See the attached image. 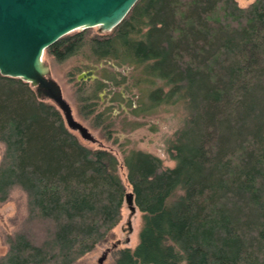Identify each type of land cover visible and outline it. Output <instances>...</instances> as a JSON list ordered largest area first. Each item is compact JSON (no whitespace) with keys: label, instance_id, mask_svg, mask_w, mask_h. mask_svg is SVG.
Segmentation results:
<instances>
[{"label":"trees","instance_id":"obj_1","mask_svg":"<svg viewBox=\"0 0 264 264\" xmlns=\"http://www.w3.org/2000/svg\"><path fill=\"white\" fill-rule=\"evenodd\" d=\"M261 40L264 0H137L110 31L75 30L44 49L58 64L81 56L142 66L146 81L169 86L152 90L134 114L186 101L195 115L168 146L173 167L142 150L119 160L86 145L29 82L0 74V203L15 188L26 199L0 264H75L114 236L127 193L141 227L136 246L114 251L113 264H264V124L237 133L231 149L208 131L230 120L222 108ZM104 80L116 81L104 68L73 87L77 115L110 140L109 109L96 113Z\"/></svg>","mask_w":264,"mask_h":264},{"label":"rangeland","instance_id":"obj_2","mask_svg":"<svg viewBox=\"0 0 264 264\" xmlns=\"http://www.w3.org/2000/svg\"><path fill=\"white\" fill-rule=\"evenodd\" d=\"M252 1L237 0L241 6ZM94 29L98 30V27ZM262 43L261 40L255 45L256 60L254 58L249 63L247 72L241 75L237 86L229 93L224 103L225 109L222 108V115L230 117V120L222 127L216 126L217 128L208 130L213 136L227 137L229 149L235 145L237 133L245 135L248 131L256 129L258 125L264 124V43L261 49L258 48V45ZM250 56H248V61L246 59V63L249 62ZM42 59L49 66L51 77L60 85L63 97L72 109L74 119L87 127L91 133L93 138L87 140L82 139L78 131H74L86 145L111 150L119 160L122 159L124 153L134 149L159 157L165 166L175 165V161L170 159L168 146L176 133L194 118V110L186 101L179 100L175 103H160L152 110L133 113L138 102L141 105L149 103V93L152 90L163 86V91H168L169 86H164L163 80L152 78L153 82L149 83L145 80L142 66L136 68L131 65L116 66L112 60L89 62L81 56H75L58 64L46 59L44 55ZM104 68L108 69V74L112 75L116 81H110L104 88L105 91L99 93L100 99L96 106V113L105 111L106 108L109 109L106 115L110 116L108 120L113 125L109 129L113 136L110 140L107 139L106 130L92 128L86 120L77 115L76 88L73 87L75 80L91 83L92 77L101 76ZM222 115L219 117L222 118ZM262 137H264V130H262ZM2 153L3 146L0 144V159ZM120 175L121 177L125 175L123 167H120ZM25 207V195L17 188L10 192L5 202L0 203V255L7 250V245L3 240L4 236L15 232L20 227L25 215ZM128 223H130L131 230L127 234L126 225ZM140 227V211L135 208L131 213L124 202L122 219L114 228V236L97 245L94 250L79 258L75 264H113L114 251L118 248L136 246ZM27 229L31 230L34 236H39L38 228L27 227ZM100 259H102L101 262Z\"/></svg>","mask_w":264,"mask_h":264},{"label":"water","instance_id":"obj_3","mask_svg":"<svg viewBox=\"0 0 264 264\" xmlns=\"http://www.w3.org/2000/svg\"><path fill=\"white\" fill-rule=\"evenodd\" d=\"M136 2L0 0V74L29 82L38 98L59 108L71 130L78 131L82 139H92L87 127L74 119L60 85L51 77L50 68L42 59L44 49L75 30L98 27L101 32L110 31ZM132 202L131 193H127L130 210L135 209Z\"/></svg>","mask_w":264,"mask_h":264},{"label":"flooded vegetation","instance_id":"obj_4","mask_svg":"<svg viewBox=\"0 0 264 264\" xmlns=\"http://www.w3.org/2000/svg\"><path fill=\"white\" fill-rule=\"evenodd\" d=\"M96 78H98V77H96V76H93V77H92V79H96ZM104 81H105V82H108V83L110 82V81H108V80H104ZM102 91H105V89H103Z\"/></svg>","mask_w":264,"mask_h":264}]
</instances>
